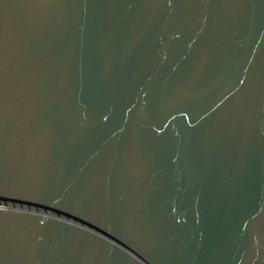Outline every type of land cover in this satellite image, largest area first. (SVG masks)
I'll list each match as a JSON object with an SVG mask.
<instances>
[{
  "label": "water",
  "instance_id": "1",
  "mask_svg": "<svg viewBox=\"0 0 264 264\" xmlns=\"http://www.w3.org/2000/svg\"><path fill=\"white\" fill-rule=\"evenodd\" d=\"M0 264H264V0H0Z\"/></svg>",
  "mask_w": 264,
  "mask_h": 264
}]
</instances>
